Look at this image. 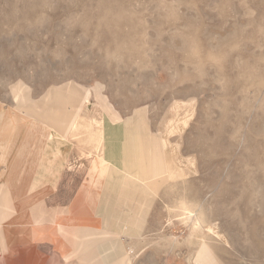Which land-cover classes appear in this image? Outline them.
<instances>
[{
  "label": "rangeland",
  "instance_id": "obj_1",
  "mask_svg": "<svg viewBox=\"0 0 264 264\" xmlns=\"http://www.w3.org/2000/svg\"><path fill=\"white\" fill-rule=\"evenodd\" d=\"M124 125L159 148L151 196L116 186ZM7 160L26 208L92 197L95 244L108 199L148 196L141 231L104 234L124 264H264V0H0V178Z\"/></svg>",
  "mask_w": 264,
  "mask_h": 264
},
{
  "label": "crops",
  "instance_id": "obj_2",
  "mask_svg": "<svg viewBox=\"0 0 264 264\" xmlns=\"http://www.w3.org/2000/svg\"><path fill=\"white\" fill-rule=\"evenodd\" d=\"M121 127V132L117 133L113 128L105 129L107 134L105 151L118 152L119 156L116 166L112 168L118 175L116 183L118 191L119 189L126 191L127 186L138 190L140 188H136L134 184H141V187L146 189V194L151 196L152 189L147 183L160 174L162 163L159 156L154 153L159 152V148L155 142L149 140L145 144L142 137L136 138V134L134 138L132 134L129 136L127 131L130 128L125 125ZM126 152H131L134 157L128 160L127 167ZM146 152L147 154L151 152V157L147 158ZM19 157L17 155L22 164V172L31 173L35 167L34 161L29 164L26 156L21 154L20 159ZM107 158L111 160V157ZM7 162L8 165L4 170L6 176L10 177L0 178V264H94L95 248L99 259L105 264H122V262L124 264L122 259H126L125 257L116 260L122 255V244L119 241L103 239L104 234H109L107 231L109 229L118 232V235L121 232L128 234L135 232L136 228H138L137 233L141 231L144 215L142 206H145L150 199L148 196L133 200V196L126 197L127 194L123 193L124 195L121 194L120 197L118 192L117 199H108L105 205L116 206L114 209L117 211H113L112 215L117 218L118 225L111 228L109 223H103L105 228L99 233L102 234L101 240L99 239L100 241L95 244L93 224L95 211L92 197L86 198L85 202L80 204L76 203L75 206L73 203L62 201L51 203L50 197L46 196L39 200L37 207L32 204L35 208H26L27 206L24 205L29 204L27 201L33 189L31 185L28 187L21 185L20 172L17 174L18 178L13 177L17 160H13L11 165L8 160ZM0 170L2 171L3 168ZM94 170L100 177L105 173V170ZM19 180L20 183L17 184ZM141 192L144 191L141 189ZM18 206L20 210L17 209ZM97 217L99 216L96 215ZM128 259L127 264H131V258Z\"/></svg>",
  "mask_w": 264,
  "mask_h": 264
}]
</instances>
